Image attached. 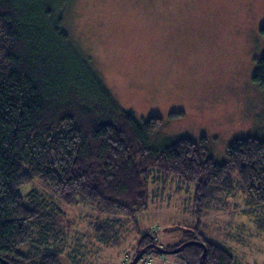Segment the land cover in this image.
<instances>
[{"label":"trees","instance_id":"16d2710c","mask_svg":"<svg viewBox=\"0 0 264 264\" xmlns=\"http://www.w3.org/2000/svg\"><path fill=\"white\" fill-rule=\"evenodd\" d=\"M68 1L0 0V264H6L1 258L61 264L62 249L46 244L47 236L58 240L60 233L40 226L55 217L54 197L104 214L91 224L93 234L103 244H119L129 221L158 194L183 196V213L197 218L180 243L165 248L200 241L207 247L204 264H238L228 247L202 230L201 218L236 187L249 207L264 210V136L234 138L222 162L209 154L206 136L153 146L163 118L139 120L112 99L63 27ZM250 81L264 89V54ZM177 113L184 112L169 115ZM173 179L184 187H166ZM44 195L55 207L45 206ZM138 232V250L151 251L155 236ZM202 252L199 244L185 246L183 264H200Z\"/></svg>","mask_w":264,"mask_h":264},{"label":"rangeland","instance_id":"374dc122","mask_svg":"<svg viewBox=\"0 0 264 264\" xmlns=\"http://www.w3.org/2000/svg\"><path fill=\"white\" fill-rule=\"evenodd\" d=\"M68 2L63 27L112 99L139 120L152 114L163 118L153 146L177 137L206 136L209 154L222 162L234 138L264 136V89L250 81L264 54V0ZM172 111L184 113L170 117ZM173 180L166 187H184ZM30 188L24 186V192ZM172 196L159 199L158 194L136 221L124 223L129 228L119 244H103L94 236L91 224L104 214L55 197L56 207L47 206L52 202L48 195L45 206L55 207V217L43 219L40 226L48 224L60 233L58 240L47 236L46 244L62 249L61 264H130L141 251L138 230L155 236L156 243H150L149 252L143 249L137 264H183L181 251L164 254L152 246L178 244L196 224L193 214L183 213L187 199L183 203V196ZM221 198L223 203L213 204L201 218L202 230L228 247L238 264H264L258 216L264 210L251 204L258 210L248 211L238 187Z\"/></svg>","mask_w":264,"mask_h":264},{"label":"water","instance_id":"95a60500","mask_svg":"<svg viewBox=\"0 0 264 264\" xmlns=\"http://www.w3.org/2000/svg\"><path fill=\"white\" fill-rule=\"evenodd\" d=\"M189 244H199L203 247V252H202L201 258H200V264H204V258H205L206 253H207V247L203 242L195 241V240H189V241L183 243L182 245H180L178 248H174V249H166V248H163L162 246H160L158 244H152V246L155 247L157 250H159L161 253L170 254V253H176V252L182 251L183 248ZM144 252H145V250L139 251L130 264H137V262L143 256ZM1 260H3L4 263H6V264L8 263L6 260H4L2 258H1Z\"/></svg>","mask_w":264,"mask_h":264}]
</instances>
